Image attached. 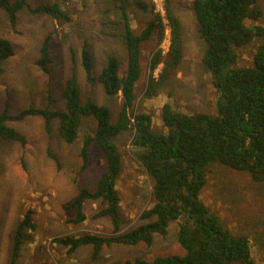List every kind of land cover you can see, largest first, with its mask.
Segmentation results:
<instances>
[{"label": "trees", "instance_id": "16d2710c", "mask_svg": "<svg viewBox=\"0 0 264 264\" xmlns=\"http://www.w3.org/2000/svg\"><path fill=\"white\" fill-rule=\"evenodd\" d=\"M108 12H115L110 20L112 35L124 47L123 58L108 54L104 68L97 77L91 75L92 56L84 44L82 66L88 81L99 82L108 96L120 92L121 104L116 120L111 121V109L99 105L92 97L82 98L74 65L65 80L63 98L65 109L29 106L16 115H8V101L0 112V138L25 144L26 137L7 124V120H21L27 115H40L44 128L52 129L58 121V135L67 144L79 134L83 120L92 118L95 128L86 133L80 156L82 167L88 162V146L95 142L103 155L105 169L95 187H82L67 209H74L70 222L85 219L84 203L100 200L98 216L108 217L111 232L106 235L83 233L61 236L55 241L69 252L80 246L91 245L96 258L104 247L113 245L151 246L156 237H165L171 222H176V241L183 254L156 256L151 260L127 259L124 264H255L250 238L226 227L220 216L201 199L207 181L210 163H220L231 169L247 171L254 181H264V41L252 53L251 63H239L238 49L255 38H264V26L251 23L262 16L257 0H191L199 37L205 44L201 62L215 90L214 112H185L176 109L170 101L161 107L160 120L164 132L153 129L152 117L145 111H135V88L141 73L139 63L142 42L156 36L158 48L149 63L148 81L144 95L156 96L172 71L183 59L182 24L173 9V0H162L164 13L156 9L153 0H135L134 5L151 14L145 26L134 32L126 0H107ZM9 24L16 29L18 11L44 12L59 22H68L70 15L58 0L32 6L27 0H0ZM165 30L169 33L166 52L160 47ZM50 39H43L37 64L49 73ZM72 60V48H70ZM14 54L12 42L0 35V63ZM162 64L158 76L155 69ZM133 129L131 146L134 155L152 181L149 205L140 214L141 223L122 230L119 213L120 192L116 187L122 169V156L115 138L123 131ZM33 211L27 208L18 221L12 240L8 264H17L19 251L35 230Z\"/></svg>", "mask_w": 264, "mask_h": 264}, {"label": "rangeland", "instance_id": "374dc122", "mask_svg": "<svg viewBox=\"0 0 264 264\" xmlns=\"http://www.w3.org/2000/svg\"><path fill=\"white\" fill-rule=\"evenodd\" d=\"M32 6L50 0H27ZM70 15L68 22H59L44 12L18 11L16 29H13L4 8L0 7V35L14 46V54L0 63V112L8 101V115H16L23 108L50 107L65 109L63 89L74 65L82 98L92 97L99 105L111 109V121L116 120L121 104L120 92L108 96L103 86L88 81L82 66L81 51L87 45L92 56L91 75L97 77L106 65L107 55L123 58L124 47L112 35L110 20L115 12H108L107 0H58ZM156 9L164 13L162 0H153ZM262 16L254 24L264 26V0H257ZM135 0H126L130 25L139 32L151 14L138 9ZM173 9L182 24L183 59L172 71L156 96L144 95L148 81L149 63L158 46L156 36L142 42L139 55L141 73L136 83L135 111H145L152 117L153 129L164 132L160 114L166 101L185 112H214L215 90L201 62L205 44L199 37L191 0H173ZM50 33L49 73L37 64L40 45ZM165 30L160 43L163 52L169 44ZM264 38H255L238 49L239 63L248 65L252 53ZM72 48V55L70 52ZM162 64L154 71L158 76ZM9 126L20 131L25 144L0 138V264H8L15 227L27 208L33 211L36 228L31 239L20 248L17 264H124L135 258L151 260L156 256L183 254L176 241V222H171L165 237H156L151 246L113 245L104 247L98 257H92V246H80L72 252L55 241V238L83 233L106 235L111 232L108 217L98 216L102 203L88 200L84 203L85 219L70 222L74 209L66 206L82 187L93 189L100 173L105 169L103 155L97 144L88 146V162L82 167L80 148L86 133H92L95 121H82L77 139L65 143L58 135V121H52L51 131L44 128L40 115H27L21 120H7ZM133 129L123 131L115 138L122 156V169L116 187L120 192L119 213L122 230L142 222L140 214L150 202L152 181L134 155L131 146ZM201 199L223 224L237 234H247L255 264H264V181H254L247 171L231 169L214 162L208 165L207 181ZM239 264V263H235Z\"/></svg>", "mask_w": 264, "mask_h": 264}]
</instances>
